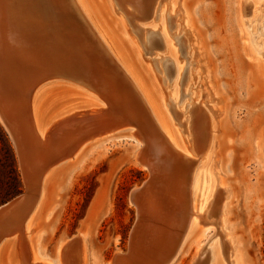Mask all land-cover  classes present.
<instances>
[{
    "label": "rangeland",
    "instance_id": "374dc122",
    "mask_svg": "<svg viewBox=\"0 0 264 264\" xmlns=\"http://www.w3.org/2000/svg\"><path fill=\"white\" fill-rule=\"evenodd\" d=\"M185 2L188 7L192 5L197 7L193 15V24L197 28L201 40L203 39L202 42L210 48L209 61L213 68H217L215 78L222 89L223 100L216 106L219 111H222L218 115L219 143L212 161L213 164L215 160L229 163V171L225 173L224 182L232 189V198L229 203L231 230L240 254L239 264H264V59L257 55L259 49L257 44L264 39V3L258 0H245L243 6H238L237 0H185ZM88 3L104 28L120 45L150 95L154 107L159 112L164 111L169 122L177 130V126L173 123L177 124L178 122L176 123L174 120L171 109L178 108L182 112L185 110L186 116L191 117L192 110L190 112L189 110L194 103L202 99L204 90V81H202L204 79L200 73H197L194 64L196 60H192L193 57L189 55V51L188 54H185L182 50L184 46L180 42L182 40L180 33L185 26V21L179 20L180 15L173 14V12H171V16H175V26L170 25L168 16L166 20L155 18L149 22L135 21L137 25L152 31L145 40L139 38L143 49V52L139 53L140 46L138 43L136 45L130 34L124 30L120 14L114 6L115 10L112 9L109 0H88ZM165 7L171 8V4L166 3ZM70 22L66 21V24ZM179 24L180 26H178ZM129 25L132 26H130L132 29L133 25ZM164 31L166 32L163 35L164 40L165 36L170 40L171 48L169 50H151L148 46L150 36L162 35ZM1 33L0 40L3 39ZM4 43L5 45H3ZM1 44L0 49H3L4 53L2 50L0 51V58L3 57L2 61L0 60V66L4 64V67L9 71H5V69L2 72L0 70V90L4 93V97L0 94V103L9 107L7 115L14 132H17L18 137L21 138V134L26 132L30 126L29 123V125L26 124L28 113L32 112V110L29 111L28 103L34 98L32 104L29 103L37 109L34 108L36 114L32 112V115L36 116L38 122L36 125L39 129L48 132L49 137L40 138L35 130L32 136L28 135V138L26 137L27 132L26 136L25 134L22 136L28 140L31 137L29 143H32V145L29 144L26 138L27 141L21 139L22 146L25 148L23 150L24 159L29 155L25 159L26 161L23 160V164L31 165L32 168L38 167L37 165L40 167L41 164L40 171L39 167L32 170L35 175L32 173L28 178L29 184L25 180L26 177L14 142L0 120V206L21 194L27 199L23 197L25 202L29 197L36 201L38 197L37 182L44 171H49L47 173L50 174H46L44 183L49 186L50 192L47 195L49 200L46 199L45 210L41 212L40 218L34 221L30 232L26 234V231L20 229L16 236L15 232H10L11 235L8 234L0 242V248L3 247L8 251L0 264H17L16 251L20 248V252L25 256L28 244L31 245L34 254L38 252L44 256L43 261L46 264H50L48 261L59 259L61 253L63 264H156L154 261L163 256V249L175 247L176 244L172 246V241H169L174 238L176 241L181 239L180 231L178 232L176 228L180 223L182 224L183 216L180 209L174 206L172 199L175 198L176 193L173 188L169 190V183L167 184L169 179L164 176L160 179L162 173H154L144 164L149 160L150 154L145 153V147L131 134L132 130L136 131L137 128L130 123H125L126 125L123 123L114 127L113 130H109L108 127H105L108 126L106 123L99 124L88 118L79 120L78 123L72 120L75 115H69L70 113L75 110L84 113L92 102L87 96L86 87L73 82L74 80L71 78H51L54 79L52 82L51 80L49 82L40 80L39 70H37V67L40 66L31 59L29 60L38 66H33L31 62L28 67L30 69L27 68L28 71L25 72L24 64L21 69L19 68L20 76H12V70L9 69L11 65L5 61L9 57L7 48L4 49V46L7 47L6 42L2 41ZM13 47L11 46L10 53L15 49ZM15 53L17 52L15 51ZM167 59L174 65L179 63V66L182 67V75L176 86L174 77H171L165 68L166 63L164 64V62L169 61ZM5 62L8 63L7 66H5ZM190 75L191 78H189ZM205 81L207 82V78ZM36 82L39 85L35 84ZM207 86L209 87V84ZM35 87L36 90L37 88L40 90L35 92ZM19 95H23L22 98L18 97ZM26 102L27 104H25ZM23 104L26 105V108L22 106ZM95 106L91 105L93 108H96ZM19 110L23 113L21 114ZM85 120L88 122L86 123ZM24 121L26 122L24 123ZM16 122L19 128H16ZM69 122L71 123L69 124ZM84 122L86 126L81 127ZM91 122L94 124L90 125ZM189 122L191 123V119ZM22 123L27 128L23 126L21 128L19 124L23 125ZM63 125L66 131L68 129V133L63 129ZM75 125H78L79 128ZM177 125L181 128L179 124ZM63 130L65 133L62 132ZM74 131L77 134H72ZM84 132H86L85 137ZM56 133L58 138H56ZM63 134L66 136H62ZM69 134L71 137L68 136ZM72 136L76 137L75 140ZM187 138L190 139L191 136H187ZM61 139L65 141L67 139V143L62 142ZM53 141L55 142L52 144ZM70 144H74L73 147ZM35 146L37 149L34 148V153L33 147ZM38 148H40L39 151ZM139 148L142 150L141 153L138 151ZM36 150L41 151L40 154ZM49 153L51 154L48 156ZM142 155H148V160L147 156L142 157ZM34 158L41 159L36 161ZM142 158L146 160L141 162ZM31 159L34 162L30 161ZM35 162H40V164L36 165ZM17 173L20 178L19 184L14 182V176ZM37 173H40V176ZM151 174H154L152 179H150ZM155 174H160L158 175L160 177ZM149 179L150 184L145 182ZM144 182L147 186L142 190L144 194L140 192L135 199L138 202H133L131 197L133 190L137 186L139 188ZM161 182L166 184L162 187ZM166 185L169 188L166 189ZM160 188L163 189L160 190ZM164 190L168 193H165ZM154 203H157L156 206ZM150 205L155 208L160 207V209L157 208L158 214L157 209H152L153 207ZM26 208L27 206L24 207V210ZM20 209H17L15 213L20 212ZM173 221L174 223H172ZM23 223L22 220L21 227H24ZM144 225H146V229ZM201 226L189 231L190 233L183 240L177 259L173 264H197L198 261V264L204 262L205 264H226L220 246L221 242H219L220 244L213 242L216 240V236L213 240L211 239L215 230L204 235ZM139 228H142L140 229L142 232ZM74 239L75 241H73ZM134 241L137 242L134 243ZM168 242L169 244H167ZM200 244L202 247L199 246ZM165 245L169 246L164 248ZM71 247H76V249ZM78 247L80 253H77L79 252L77 251ZM199 247L202 248L201 251H198ZM1 249L0 251L4 250ZM160 249L163 253L160 252L162 255L157 258L156 254L158 253L156 252L161 251ZM199 253H202V256ZM153 254L156 258H152ZM149 257L153 260H150ZM201 258L204 260L202 261Z\"/></svg>",
    "mask_w": 264,
    "mask_h": 264
},
{
    "label": "bare ground",
    "instance_id": "6f19581e",
    "mask_svg": "<svg viewBox=\"0 0 264 264\" xmlns=\"http://www.w3.org/2000/svg\"><path fill=\"white\" fill-rule=\"evenodd\" d=\"M109 1L112 9H114L113 8L114 6L119 12L120 21L122 23V26L124 27V30L127 32V34H130L132 41L136 45L138 43V45L140 46L138 48L139 53L143 52V49L139 42V38L145 40L146 38L149 37V34L152 31L150 32V29L137 25L135 21L149 22L155 18L160 20H164V19L166 20L168 16L169 17L168 21L170 25L175 26L176 25L175 16L173 15L171 16V12H173V14L175 13L179 14L180 15L179 20L185 21V26H183V29L181 30L180 33L182 34V40H180V42L184 46L183 47L184 49L182 50H184L185 54H188L189 51V55L193 57L192 60L193 59L196 60L194 64L196 66L197 73H200V75L204 79L202 80L204 81L203 84L204 90L202 94V99L199 100L197 103H194L192 108H190L189 110V112L192 110L191 117L186 116L185 110H183L182 112L178 110V108L171 109L174 116V120L176 121V123L178 122L177 124H179L182 129L179 128L177 124L173 123V125L177 126V130H175L172 124L169 122L168 117L164 114V111L161 110V112H159V110L156 107H154L150 95L146 91V88L142 84L139 76L135 73L132 64L127 59L125 53L123 52L117 41L114 39V37L110 33H108V31L104 28L100 20L96 17V14H94L95 11L89 6L88 0H0V33L2 32L1 34L3 37V39L1 38V40L6 42L7 47L4 46V49L7 48L6 50L7 52H9L8 53L9 57L8 59L6 58L5 61L9 62V64L11 65L9 69L12 70V76L13 75L14 77L20 76L19 68L21 69L24 64H25L24 68H26L25 69L26 72L27 68L30 67L31 65L32 61L29 60L31 59L33 60V62H36V64L40 66L39 67L40 69L37 67V70H39L38 74H40L39 76L40 80H43V78H45L46 76H53L54 79L55 78L60 79V77L66 79L71 78L74 80L73 82L83 84L86 87L87 96L92 102L89 105V109L85 112L83 111L84 113H80L79 111L76 110L70 113L69 115H73V116L75 115V118L72 117L73 118L72 120L78 123L79 120L88 118L93 122H97L99 124L106 123L108 126L105 127H108L109 129L111 127L113 128L116 126H120L123 123L124 124L130 123L137 128L136 131H134L133 129L131 134L134 136L135 139L138 140V142H140V144L143 145V147H145L144 149L146 151L145 153L150 154V157L148 155H146L147 157L143 156L145 154L142 155V157H146L147 160L149 157V160L146 161V163L144 164H146L148 168L151 169L152 172L162 173L161 177L158 176L160 174L158 175L155 174V176L157 175V177H160V179L163 176L169 179V181L167 182V184L169 183V187H170L169 190L173 188L176 193L175 198L174 199L171 198V199L174 200L173 201L174 206L180 209V213L183 216V219L181 218L182 224L180 223L179 227L176 228L178 232L180 231L179 235L181 239L176 241L174 238V240L172 239L169 241V242L172 241L171 242L172 246L176 244L174 248L172 246H171L172 248L170 247L167 248L169 245L168 246L166 245L169 244V242L164 247L167 249L161 248L164 250V254L160 259L158 257L162 255L160 254V252L163 253V251L161 249H160L161 251L158 250L159 252H156L159 254V255L156 254L158 260L154 261V263L173 264L174 261L177 259V255L183 240L190 233L189 231L190 230L192 231L195 227L202 225L201 228L203 229L204 235L209 231L215 230L214 235H211V239L213 240V238L216 236L217 238L213 242L217 244L221 242V244L220 243L219 244L222 248V253L225 263L239 264L240 254L238 248L235 245V239L232 235V230H231V216H230L229 203L232 198V189L228 184H226V182H224L225 173L229 171V163L228 162L222 163L220 160H215L213 164L212 161L213 155L215 154L219 143L218 115L221 114L222 111H219L216 106L219 103H221L223 100L221 93L222 89L215 78L216 77L215 72L217 68L216 67L213 68L212 67L213 65L210 63L211 61H209L210 48L208 46H205V44L202 42L203 39L201 40L197 32L198 30H196L197 28H195L193 24L194 23L193 15L197 7L195 5L188 7L185 0H109ZM258 1H262L264 3V0H258ZM166 3H170L171 8H166L165 7ZM237 4L238 6L240 5L243 6L245 4V0H237ZM66 21H71V22L69 24L68 23L66 24ZM129 24L133 25L132 29L130 28L131 25ZM178 26H180V24ZM164 33L166 32L164 31L162 35L158 34V36H154V35L150 36V42L148 46L150 47L151 50L153 51L157 49L169 50L171 48L170 40H168L166 36L164 40V36H163ZM68 38L71 40H69ZM1 40L0 42L2 43ZM3 45H5V43ZM11 46H14L13 48L15 49L14 50L12 49L13 51H11L10 53ZM257 46L259 47L257 55H259L260 58L264 59V39L261 40L257 44ZM1 50L4 53L3 49H0V51ZM15 51L17 53H15ZM6 55L4 56L6 57ZM2 59L3 57L0 58L1 61ZM6 62H5V66H7L8 64ZM33 62L32 64L34 66L35 64ZM164 64L166 66L165 68L169 73V75L171 77H174L175 86H176L177 82L180 80V76L182 75V67L179 66V63H177V65H174L173 62H170V60L165 61ZM0 67H2V69H0L1 71L6 69L4 67V64L3 66ZM7 70L8 69H6L5 71ZM189 78H191V75ZM205 78H207V82L205 81ZM54 79H48L46 82H49L50 80L52 82V80ZM37 83L38 82H36L35 84ZM208 84L209 87L207 86ZM36 87L34 88L35 90ZM37 90L39 91L40 88L39 89L37 88ZM37 90L35 92H37ZM30 93H34V92H30ZM0 94L4 97V93L1 90H0ZM22 96L19 95L18 97L22 98ZM33 100L34 98L32 99V101ZM32 101H29V103L31 102L32 104ZM202 101H204L205 103ZM24 102L25 101L23 100V103ZM29 103H28V107L30 106L29 111L32 110V112L35 113L34 111L37 109L34 106H31V104L29 105ZM25 104H27V102ZM91 105H96L95 106L96 108L91 107ZM22 106L26 108L25 107L26 105L24 106L23 104ZM7 108L9 107L8 106L6 107L4 103L2 102L0 103V120L4 124L5 128L9 132L14 142L15 148L17 150L18 156L21 161V167L23 169L24 176L26 177L25 180L28 181V178H30L31 174L34 172L32 170L35 168L37 169L39 165H37L38 162L37 163L35 162L38 167L35 166V168H32L33 166L31 165L23 164V160H25L29 155L27 156L25 155L26 158L24 159L23 150L25 148L22 146L23 143H21V139L25 140L26 137L28 138V135L32 136L34 130L37 133V136L39 135L40 138L49 137L48 132L39 129V127L36 125L37 122V119L35 118L36 116L33 117L32 115L33 113L29 112L28 113L29 117L27 119L28 121L26 124L27 125L30 124V126L26 130L27 136H26V132H23L21 135L23 136V134H25L26 137H22L21 135H20L21 138L18 137L17 132H14L13 126L9 121V117L7 115L8 114ZM19 111L21 112V110ZM22 113L23 111L21 112V114ZM60 119L62 120L63 118ZM189 119H191V123L189 122ZM25 122L26 121H24V123ZM85 122L87 123L88 121L85 120ZM85 122L84 124L81 125V127L83 125L86 126ZM93 122H91L90 125ZM24 123H22L23 125L19 124L21 128L22 126L24 127ZM70 123L71 122H69V124ZM63 124L65 125L66 123ZM64 125H63V129H64ZM75 126L78 127V125ZM70 127L72 128V126ZM16 128H19L18 123ZM51 128L49 130H51ZM66 128H68L67 125ZM64 130L62 131L63 133H65ZM71 131L73 130L71 129ZM57 133H56V138H58ZM73 133L74 135L77 134V132L75 131L72 132V134ZM70 134L68 136H70ZM85 134L86 132H84V137ZM62 136H66V135L63 134ZM187 136H191V138L189 139L187 138ZM70 137H68V139H70ZM72 137L73 139L76 138L74 136ZM64 139L63 140L61 139L62 142L65 141ZM30 140L31 137L27 142L29 143ZM46 140L48 141V139ZM27 142L26 144L28 145ZM54 142L55 141H53L52 144ZM65 143H67V139ZM29 144L32 145V143ZM73 145L71 146L73 147ZM25 147L27 146L25 145ZM34 148L37 149L36 146L33 147V149ZM140 148L138 150L139 152L142 151L140 150ZM39 149L40 148H38V151ZM59 149H61V147ZM40 152L38 153L40 154ZM34 153H35V149H34ZM50 154L51 153H49L48 156ZM44 155L46 156L45 153ZM32 159L30 161H32ZM39 159L41 158H38V160ZM34 160L36 159L34 158ZM145 160H143L142 158L141 162H144ZM38 164H40V162ZM40 167H39V171H40ZM36 171L39 172L38 170ZM42 171L43 169L41 170V172ZM47 172L49 171L46 172L44 171L42 177L37 182L38 197L36 201L35 199L32 200V198L29 197L28 201L25 202L26 198L23 196L25 198L23 199V197L21 196L23 199L22 203L17 206L13 205L16 202V200L0 206V242H2V240L6 238L10 232H15V236H16L17 235L16 233L19 232L20 229H23V231H26L25 233L28 234V232H30L32 228L34 221L40 218L41 212H44L45 210L47 204L46 201L49 200L47 199L48 197L47 195L50 192L49 191L50 189L49 186H47L46 184L44 185L46 181V174H48ZM39 174L38 176H40ZM156 179L157 178L155 177V180ZM33 181L36 180L33 179ZM164 184H162L161 182V186L162 185L164 186ZM166 186H165L166 189L169 188L168 185ZM157 189L159 190V188ZM161 189L163 188H160V190ZM139 190L140 188H138V186L133 190L131 196L133 202L137 201L135 199L137 196V192ZM165 193L168 192L166 191ZM141 194L144 193H142L141 191ZM156 204L157 203H154L155 206ZM21 206L22 209H20ZM25 206H27L26 208L27 210L26 209L24 210ZM151 206L152 205H150V207ZM155 206L154 207L152 206L153 207L152 209H154ZM157 208L160 209L159 206H157L155 209ZM172 208L174 210L173 206ZM17 209H20V212L15 213ZM158 209H157V214H158ZM3 210H8V211L7 213H2ZM141 212L142 211H140V213ZM143 214L145 215V213ZM172 217L174 218V216ZM210 218L213 220H211ZM6 219H8L7 222ZM22 220L24 221L23 223L24 227H21ZM172 223H174V221ZM207 225H209L210 227ZM145 226L146 225H144V227ZM173 226L176 227L175 224H173ZM140 229L142 228H139V230ZM24 238H26V236H24ZM135 242L137 241H134V243ZM199 246L202 247L201 244ZM27 248L28 249L25 256H23L22 253L20 252L19 250L20 248L16 251L17 264H46V262L43 261L44 256L38 254V252L37 254H34V252L31 250L30 244L27 245ZM71 248L76 249V247H71ZM2 249L4 250L0 251V263H2L5 254L8 252L5 248L2 247ZM62 249L64 248L62 247ZM201 250L202 248H200L198 251ZM77 251H79V247ZM74 253L76 255V252ZM77 253H80V251ZM153 256L154 257L152 258H156L155 254H153ZM80 258L82 257L80 256ZM152 258L149 257L150 260H153ZM77 259L79 258L77 257ZM203 260L204 259H202V261ZM48 262L50 264H63L62 253L59 259ZM198 263L199 261L197 262V264ZM203 264H205V262Z\"/></svg>",
    "mask_w": 264,
    "mask_h": 264
},
{
    "label": "water",
    "instance_id": "95a60500",
    "mask_svg": "<svg viewBox=\"0 0 264 264\" xmlns=\"http://www.w3.org/2000/svg\"><path fill=\"white\" fill-rule=\"evenodd\" d=\"M51 78H53V76H46L45 78H43V80H48V79H51ZM114 129V127L112 128L111 127V129H109V130H113ZM152 177H153V175L150 177V179H152ZM150 179L149 180H147V181H145V182H148V184H150ZM145 182L141 185V186H139V188H140V190L137 192V196H138V194L145 188V187H147V186H145ZM23 194H21V195H19V196H16L15 198H13V199H11L10 201H8V202H12V201H14V200H16V202L13 204V205H15V206H17V205H19V204H21L22 203V196ZM137 196H136V198H137ZM8 202H6V203H8ZM5 203V204H6ZM14 206V207H15ZM7 211L8 210H3L2 211V213H7ZM75 241V240H74Z\"/></svg>",
    "mask_w": 264,
    "mask_h": 264
},
{
    "label": "trees",
    "instance_id": "16d2710c",
    "mask_svg": "<svg viewBox=\"0 0 264 264\" xmlns=\"http://www.w3.org/2000/svg\"><path fill=\"white\" fill-rule=\"evenodd\" d=\"M14 182H15V184H19L20 183V178H19V174L18 173L14 176ZM15 187H16V185H15Z\"/></svg>",
    "mask_w": 264,
    "mask_h": 264
}]
</instances>
